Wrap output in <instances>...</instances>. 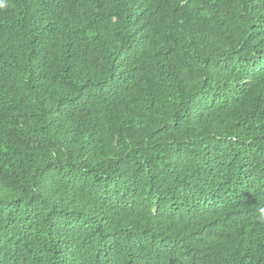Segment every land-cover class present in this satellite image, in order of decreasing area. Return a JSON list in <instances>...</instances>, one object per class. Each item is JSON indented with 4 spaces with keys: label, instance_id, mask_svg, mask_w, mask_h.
Listing matches in <instances>:
<instances>
[{
    "label": "trees",
    "instance_id": "trees-1",
    "mask_svg": "<svg viewBox=\"0 0 264 264\" xmlns=\"http://www.w3.org/2000/svg\"><path fill=\"white\" fill-rule=\"evenodd\" d=\"M0 264H264V0H0Z\"/></svg>",
    "mask_w": 264,
    "mask_h": 264
}]
</instances>
